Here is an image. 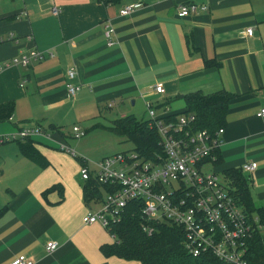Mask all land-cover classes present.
I'll use <instances>...</instances> for the list:
<instances>
[{"label": "crops", "instance_id": "1", "mask_svg": "<svg viewBox=\"0 0 264 264\" xmlns=\"http://www.w3.org/2000/svg\"><path fill=\"white\" fill-rule=\"evenodd\" d=\"M134 3L140 6L119 15ZM181 5L206 9L181 17ZM107 20L112 46L103 36ZM247 28H253L249 36ZM31 50L52 56L27 67L3 66ZM70 68L72 79L66 75ZM68 82L81 85L73 98ZM157 82L164 93L150 89ZM220 90L230 96L214 167L255 162L251 195L264 203V118L256 115L264 108V0H0V134L41 128L40 135L25 139L44 162L20 152L25 139L0 144V264L20 256L32 264H139L104 255L101 246L113 243V235L98 223L82 222L102 201L85 199L78 158L105 156L90 158L81 145H75L79 151L71 147L68 137L79 125L65 122L78 116L84 124L93 110L133 104L135 98L161 106L162 117L181 111L185 94ZM60 145L73 148L78 158ZM53 186L60 190H49ZM50 241L57 244L52 252L45 249Z\"/></svg>", "mask_w": 264, "mask_h": 264}, {"label": "built area", "instance_id": "2", "mask_svg": "<svg viewBox=\"0 0 264 264\" xmlns=\"http://www.w3.org/2000/svg\"><path fill=\"white\" fill-rule=\"evenodd\" d=\"M139 6L140 3L125 5L119 9V15H129ZM178 9V15L182 17L196 9L205 10L206 6L181 5ZM58 13L56 7L51 8L52 15ZM252 32L253 28H247L245 34L249 36ZM103 36L107 46L114 44L113 27L108 20L103 23ZM9 39L17 42V38L11 34ZM46 55L52 56L49 52L31 50L4 62L3 66L27 67ZM66 75L72 79L74 69L70 68ZM80 88L81 85L66 83V92L71 98ZM150 89L157 94L165 91L159 82L151 85ZM145 107L149 127L156 130L161 148V153H156L153 160H144L133 152L89 161L78 158L68 146H59L60 150L82 161L79 170L82 180H95L108 187L101 207L95 212H86L82 222L98 223L109 229L111 223L120 220L129 200H141L143 218L182 227L185 247L193 256L211 252L224 264H247L242 257L247 249L246 241L254 230L249 225V216L225 188L226 183L212 170H206V166L211 164L212 150L218 149L223 142V129L219 128L213 133L195 130V116L192 114L177 116L171 121L156 116L150 103L146 102ZM256 115L264 118V108ZM41 132V128L32 127L0 134V144L23 140ZM71 132L75 139L84 135V131L76 126L72 127ZM240 169L251 174L256 170V163L245 162ZM253 219L257 221V218ZM143 230L151 233L147 226ZM56 248L57 244L53 241L45 245L48 252ZM13 264H32V260L20 256Z\"/></svg>", "mask_w": 264, "mask_h": 264}, {"label": "trees", "instance_id": "3", "mask_svg": "<svg viewBox=\"0 0 264 264\" xmlns=\"http://www.w3.org/2000/svg\"><path fill=\"white\" fill-rule=\"evenodd\" d=\"M97 1L107 4L119 0ZM229 96L222 90L209 95L199 91L188 93L183 96L185 106L181 111L162 117L174 121L177 116L192 114L195 116L193 123L195 130L213 133L223 128L225 124ZM10 106L8 103L4 104L2 109L7 112ZM107 129L131 140L134 152L144 160H153L156 153H161L159 136L154 128L149 127L148 118L140 121L132 114L126 115L112 120ZM19 150L30 160H36L43 165V159L34 150L29 139L20 142ZM219 160V148H214L211 164L216 165ZM221 179L240 208L249 216V225L254 228L252 236L246 241L247 249L242 258L247 264H264V203L257 204L253 200L249 174L240 168L224 169ZM84 181L85 199L103 201L99 188L106 192L107 185L99 184L95 180ZM56 188L60 190L58 186H53L49 190ZM142 206L141 200H129L122 210L120 220L108 226L107 230L113 235L114 242L101 246L104 255L134 260L139 264H224L211 252L193 256L185 247L181 226L143 218ZM253 218H257V221ZM144 226L150 228L151 233L144 231Z\"/></svg>", "mask_w": 264, "mask_h": 264}, {"label": "rangeland", "instance_id": "4", "mask_svg": "<svg viewBox=\"0 0 264 264\" xmlns=\"http://www.w3.org/2000/svg\"><path fill=\"white\" fill-rule=\"evenodd\" d=\"M150 105L154 109L156 116L163 114L164 111L160 109L161 106L154 107L151 103ZM89 110L91 109L89 108ZM120 112L124 113L125 116L132 114L140 121L148 118L145 105L138 98H135V103L133 104L128 102L122 106L121 103H117L104 112L99 113L98 109H95L84 116L85 118H90L84 124L79 123V121L82 120L81 117L75 116L73 119L68 118V121L65 122L66 126L71 127L74 124L79 125L78 127L80 130L85 131V135L79 139L71 138V136L70 138L68 137L71 147L76 150L77 146L75 145H81L83 151L87 153V156L94 159L118 153H133L134 144L131 140L124 135H116L107 129L114 118H119ZM92 116L93 118H91ZM97 123L100 125L98 126ZM206 170H212L219 178H222V168L217 166L214 167V164H209L206 166ZM99 191L104 198V189L100 187Z\"/></svg>", "mask_w": 264, "mask_h": 264}]
</instances>
